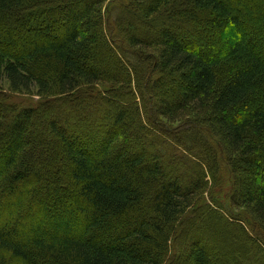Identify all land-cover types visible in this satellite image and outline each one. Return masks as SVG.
I'll return each mask as SVG.
<instances>
[{"label": "trees", "instance_id": "16d2710c", "mask_svg": "<svg viewBox=\"0 0 264 264\" xmlns=\"http://www.w3.org/2000/svg\"><path fill=\"white\" fill-rule=\"evenodd\" d=\"M107 1L0 0V264H264V0Z\"/></svg>", "mask_w": 264, "mask_h": 264}, {"label": "rangeland", "instance_id": "374dc122", "mask_svg": "<svg viewBox=\"0 0 264 264\" xmlns=\"http://www.w3.org/2000/svg\"><path fill=\"white\" fill-rule=\"evenodd\" d=\"M115 1L116 0H108L106 2V6H105L106 7V10H105V12H106L105 21H106L107 27L110 28V29L112 28V24H113V22H112L113 21V18H112L113 15L111 17L110 11H111V8H112L113 4L115 3ZM108 22H109L110 25L108 24ZM136 23L139 26V28L142 26L140 23H138V22H136ZM143 35L146 36L145 33H143ZM110 38H112L111 34H110ZM0 93L7 94V96H9L10 98H12L11 100H13L14 102L20 103V104L23 103L25 105H27V104H35L41 98V96H39L37 94V89L36 88H34V90H32L31 93H15L14 94L11 91V87H10L9 81L3 75V73H1V71H0ZM10 98H8V99H10ZM76 104L77 103H75L74 105H76ZM59 108H60L59 106L55 105L54 112L52 113V117H53V119L55 121L57 120V121H59V122L62 123L63 119L61 117L65 116V115H64V111L63 110L62 111L57 110ZM68 109H70V108H68ZM0 110H1V106H0ZM47 124H48V122H46L45 119L42 121V123H40V122L38 123L37 122V124H35L34 128H31L28 131L29 137H36L37 136L38 138H41L42 139L45 135L47 136L48 133L50 134V130H49V127L47 126ZM166 125H168L169 127H171L172 125H175V124H172V123H168L167 122ZM45 128H46V130H45ZM41 129H44V130L42 131ZM64 130H65V128H64ZM65 134H66V136H68V134L66 132H65ZM165 138H166V140L171 141V138L172 137H170L169 135H167V136L165 135ZM178 148H179L178 151L175 153V155L172 158H170L169 160H168V158L166 159V161H167L166 166L171 165V167H173L176 171H178V172H180V171L181 172H184V169L187 167L186 165H188V164H186V163L182 164L178 160V158H180L179 153L180 152H186V150L184 148L180 147V146ZM59 155L61 156V158L63 157V153H60ZM59 158L60 157L58 156L57 159H59ZM227 174L229 175V167L227 168ZM241 209L243 210V209H245V207H242ZM220 212L223 213L222 211H220ZM52 231H53V229L51 230V228H50V229L47 230V228H46V232L50 233ZM186 254H187V252H185V255Z\"/></svg>", "mask_w": 264, "mask_h": 264}]
</instances>
